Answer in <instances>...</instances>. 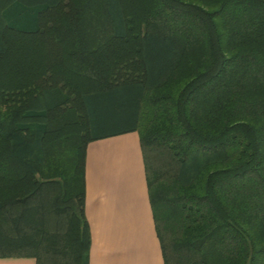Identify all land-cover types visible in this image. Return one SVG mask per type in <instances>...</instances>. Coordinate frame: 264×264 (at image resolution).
<instances>
[{"label": "trees", "instance_id": "obj_1", "mask_svg": "<svg viewBox=\"0 0 264 264\" xmlns=\"http://www.w3.org/2000/svg\"><path fill=\"white\" fill-rule=\"evenodd\" d=\"M135 130L165 264H264V0H0V256L89 264L87 146Z\"/></svg>", "mask_w": 264, "mask_h": 264}, {"label": "crops", "instance_id": "obj_2", "mask_svg": "<svg viewBox=\"0 0 264 264\" xmlns=\"http://www.w3.org/2000/svg\"><path fill=\"white\" fill-rule=\"evenodd\" d=\"M85 211L89 264H165L138 131L89 142ZM36 263L30 256H0V264Z\"/></svg>", "mask_w": 264, "mask_h": 264}, {"label": "rangeland", "instance_id": "obj_3", "mask_svg": "<svg viewBox=\"0 0 264 264\" xmlns=\"http://www.w3.org/2000/svg\"><path fill=\"white\" fill-rule=\"evenodd\" d=\"M27 15H24L19 21H16L14 24L20 28L25 29H33L36 28L37 25V13L35 8H31L28 10Z\"/></svg>", "mask_w": 264, "mask_h": 264}]
</instances>
